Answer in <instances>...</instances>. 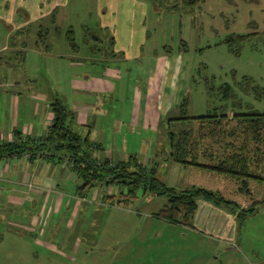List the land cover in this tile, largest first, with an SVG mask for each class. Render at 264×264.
<instances>
[{"label": "rangeland", "instance_id": "374dc122", "mask_svg": "<svg viewBox=\"0 0 264 264\" xmlns=\"http://www.w3.org/2000/svg\"><path fill=\"white\" fill-rule=\"evenodd\" d=\"M40 1V10L51 8L49 0ZM110 1L65 0L66 5L59 10L62 29L55 38L50 31V40L66 42L65 32L72 26L80 47L74 51L76 56L107 57L113 52V33L103 27L97 29L95 22L103 15L100 11L108 8L109 19L115 23L116 48L122 41L128 44L123 34L125 25L136 33L126 49L127 56L150 54L163 43L167 45L161 48L170 54L183 55L179 81L183 89L178 103L185 95L189 97L187 114H205L214 109L264 112V90L245 91L241 85L247 75L252 83L264 87V0H201L193 7L174 10L155 8L149 0H134L132 17L127 22L124 16L130 12L123 7L104 6ZM120 1L124 6L128 4V0ZM42 23L50 25V16ZM1 24L0 46L4 40ZM34 32L37 30L28 32L27 38H36ZM93 33L102 38L101 43ZM238 34L246 37L241 39ZM152 43L154 48L150 50ZM88 65L91 71L102 69V64ZM226 82L233 94L223 98L220 86ZM178 103L156 120L155 133L144 131L153 154L142 162L147 166L156 164V175L167 185L217 190L239 203L240 208L256 203L255 211H241L235 217L225 205L198 196L193 230L155 214L166 203V195L140 189L129 201L117 204L120 192H126L125 185L99 183L83 193H78L74 185V197L64 196L71 201L58 209L50 199L46 203L38 197L23 206L0 210V264H264V188L259 187L264 181L248 180L247 192L236 178L169 158L164 118L179 114ZM183 125L177 123L175 128ZM143 147L147 148L145 142ZM63 185L70 190V182ZM93 190L100 192L96 199L91 197ZM44 206L47 209L40 213ZM32 214H37L40 222L28 230L23 224Z\"/></svg>", "mask_w": 264, "mask_h": 264}, {"label": "crops", "instance_id": "0c3cea01", "mask_svg": "<svg viewBox=\"0 0 264 264\" xmlns=\"http://www.w3.org/2000/svg\"><path fill=\"white\" fill-rule=\"evenodd\" d=\"M133 2L128 0L124 6L120 0H111L104 6L123 7L130 12L124 16L127 22L132 17ZM40 3L43 1L0 0L4 35L0 46V142L13 140V132L17 129L35 137L42 135L52 121L49 101L57 93L75 112L76 129L83 134L88 132L92 141L100 143L99 156L118 160L134 154L143 162L148 160L153 152H150L152 147L144 131L148 135L155 133L156 120L161 119L173 103H178L183 89L179 85L183 55L170 54L161 48L166 43L157 49L152 43L150 50L154 48L155 51L150 54L142 51L140 56H127L126 49L136 33L125 25L123 34L128 38V44L122 41L116 48L115 23L109 19L106 8L100 11L103 15L95 23L97 29L103 27L113 33V52L100 59L76 56L67 40L52 42L50 31L54 38L58 33L51 24L42 23L55 7V23L62 29L59 10L66 5L65 0H49L48 7L51 8L45 11L39 9ZM39 24L51 27L47 36L48 49L36 45V38H27V33L32 34ZM33 35L36 36L35 32ZM93 37L101 43L100 36L93 33ZM94 49L98 48L95 46ZM88 64H102V69L91 71ZM116 91L121 94L117 95ZM144 142L147 148L143 147ZM65 182L71 183L70 190L64 188ZM79 182L66 159L39 155L30 159L28 153L2 156L0 210L23 206L38 197L50 199L53 207L58 209L70 203L71 200L64 196L71 195L72 199V187H77ZM259 187L264 188L261 184ZM91 194L96 199L100 192L93 190ZM16 216L21 215L17 213ZM38 217L37 214L25 217L27 223L23 226L31 230V225L40 222ZM185 227L195 230L191 226Z\"/></svg>", "mask_w": 264, "mask_h": 264}, {"label": "trees", "instance_id": "16d2710c", "mask_svg": "<svg viewBox=\"0 0 264 264\" xmlns=\"http://www.w3.org/2000/svg\"><path fill=\"white\" fill-rule=\"evenodd\" d=\"M149 1L155 8L174 10L182 6L193 7L201 0ZM55 15L56 8H53L50 15L51 26L59 33L61 29L55 24ZM50 29L51 27L38 25L36 45H42L45 49L50 47L47 42ZM238 36L243 39L246 34H238ZM65 38L71 48L77 51L79 45L75 41L72 26L66 30ZM241 85L245 91L257 90V88L264 90L263 86L252 83L247 75L243 76ZM220 90L223 98L233 94L228 82L223 83ZM188 105L189 97L185 95L177 105L179 114L167 115L164 118L170 148L169 158L183 165H193L236 178L241 182L240 187L247 192H249L248 180H264V163H262L264 112L257 110L224 112L214 109L205 114L190 115L187 114ZM49 106L53 116L45 132L35 137L24 134L18 129L14 130L13 140L0 142V157L28 153L30 159L38 155L48 158L56 156L58 160L66 159L80 179L77 185L79 193L99 183L125 185L126 192H120L116 199L117 204L129 201L140 189L142 192L166 195V203L155 214L174 223L193 226L192 219L197 208L198 196H203L214 204L225 205L235 217H238L241 211L251 213L256 210V203L250 207L240 208L239 203L225 197L217 190L202 186L177 188L167 185L156 175V164L147 166L134 154L118 160H112L106 155L99 156L97 153L102 150L100 143L92 141L88 132L83 134L76 129L73 122L75 112L69 108L60 94H54ZM177 123L184 125L176 129Z\"/></svg>", "mask_w": 264, "mask_h": 264}]
</instances>
